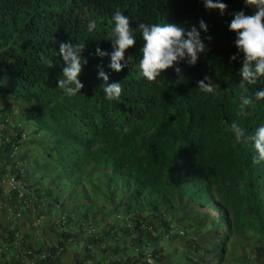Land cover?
Returning a JSON list of instances; mask_svg holds the SVG:
<instances>
[{
	"label": "trees",
	"instance_id": "16d2710c",
	"mask_svg": "<svg viewBox=\"0 0 264 264\" xmlns=\"http://www.w3.org/2000/svg\"><path fill=\"white\" fill-rule=\"evenodd\" d=\"M221 2L223 14L203 0H0V160L18 157L26 181H45L40 188L50 207L68 204L77 219L93 224L81 230L91 264H224L237 240L255 251L253 263L246 254L240 264H264V161L254 162L247 139L264 126V99L241 108L243 53L228 27L234 13L255 9L244 0ZM117 8L133 29L170 22L199 30L202 19L206 51L195 65L187 58L175 65L179 76L170 67L149 82L136 31V45L121 61L127 65L115 72L109 64ZM70 41L85 43L87 60L78 76L84 87L74 96L57 86L64 67L59 44ZM97 47L108 55L97 56ZM205 77L213 93L199 88ZM114 82L123 89L118 101L102 90ZM246 87L254 99L264 78ZM233 122L245 130V142H236ZM81 232H63L60 244L67 236L79 241ZM7 258L3 264H12Z\"/></svg>",
	"mask_w": 264,
	"mask_h": 264
},
{
	"label": "clouds",
	"instance_id": "9594fccd",
	"mask_svg": "<svg viewBox=\"0 0 264 264\" xmlns=\"http://www.w3.org/2000/svg\"><path fill=\"white\" fill-rule=\"evenodd\" d=\"M204 5L208 9H219L223 14L227 9V4L221 0H203ZM244 3L255 9L251 15H246L243 10L233 14V19L228 27L230 31L236 33L234 44L238 51L243 53L242 67L239 70L241 76V108L246 106H254L255 100L264 99V89L258 90L252 96L245 95L248 92L246 85H254L264 78V0H244ZM114 29L112 31V42L114 50L111 53V62L109 67L120 72L126 65L121 64L124 60L125 50L136 45L135 32L138 31L143 40L141 49L142 59L139 61L142 76L149 82H153L161 73L168 68H174L179 76L181 68L175 65L181 60L187 58L189 65H195L198 54L206 51V45L201 40L200 30L207 31V25L204 20L199 21V30L196 26L186 29L177 23H137L133 29L130 18L123 14L117 8L113 15ZM91 33L96 29V21L90 20L87 26ZM211 39V37H207ZM85 50V43L60 42L59 54L62 57L64 67L62 68L63 78H58L57 86L63 90L68 96H74L84 85L78 79L82 71V64L87 63L81 53ZM95 54L99 57L108 55L106 51H102L99 47L95 49ZM236 55H232L230 60H235ZM48 67H52L49 62ZM98 77L107 82L109 77L103 71H98ZM208 77L197 82L199 88L205 93H213L214 86L205 83ZM107 100H119L122 95V86L119 82L105 83L102 85ZM126 130V129H125ZM230 130L234 134L236 142H245V130L233 122ZM253 141V147L257 152L254 158L255 163L264 161V126L256 129L254 135L247 137Z\"/></svg>",
	"mask_w": 264,
	"mask_h": 264
},
{
	"label": "built area",
	"instance_id": "2783aa9c",
	"mask_svg": "<svg viewBox=\"0 0 264 264\" xmlns=\"http://www.w3.org/2000/svg\"><path fill=\"white\" fill-rule=\"evenodd\" d=\"M11 148L12 154H16L17 145L11 144ZM22 163L23 161L15 157L10 159L8 164L2 163L4 167L0 166L3 170L0 174V222L6 221V229L0 228V236L4 241L3 245H6V241L10 239L11 234L15 238L20 237V234L14 228L23 213H28L26 225L34 232L41 231L45 220V213L39 212L44 207L39 199L40 194L34 190L32 191L28 182L24 179L25 172ZM52 206L58 212L54 221V229L57 233L54 240L48 243L46 250L35 253L31 249H26L19 254H15L11 257L12 264H50V260L61 254L63 251V246L60 244L63 241L61 234L64 232L66 216L64 212L60 211L58 202H54ZM254 257L255 251L251 250L247 254L248 262H251ZM149 258L147 257L148 260H150ZM8 259L4 257L0 264Z\"/></svg>",
	"mask_w": 264,
	"mask_h": 264
},
{
	"label": "crops",
	"instance_id": "0c3cea01",
	"mask_svg": "<svg viewBox=\"0 0 264 264\" xmlns=\"http://www.w3.org/2000/svg\"><path fill=\"white\" fill-rule=\"evenodd\" d=\"M36 177V176H35ZM38 180L36 178H31V180L27 181L28 184L30 182L34 184V182ZM41 185L45 183V181L40 182ZM39 183L37 184L35 182V186H30L32 188V191L34 189L35 192H38L41 194L43 200H44V213H45V220L44 224L41 227L40 232H34L32 229L28 228L26 225L28 213H23V216L17 221L14 230L17 231L20 234L19 238H15L12 236L9 240L6 241V245H3L4 241L0 238V260H2L4 257H13L15 254H19L23 252L26 249H31L35 253L46 250L47 245L49 242L54 240V221L57 217V211L53 209V207L48 205L49 198L47 196H43V189L40 188L41 186ZM70 207H68V204L64 206V209L62 212H64L66 216V223L64 228V233L67 234L68 232L71 233V231L78 233L81 232L83 229L84 234L85 231L89 232V230H92L93 228L96 229L93 224H91L89 221H82L81 219L76 218V214L73 215V213H70L69 210ZM30 216V214H29ZM76 218V219H75ZM72 222V223H71ZM75 222V224L73 223ZM88 226V229H86ZM80 237L76 238L79 241H75L72 243L73 240H71L72 237L67 236L66 242L63 247V251L58 256H55L52 260L49 261L50 264H91L89 261V258H87L84 254V246H83V238L82 232L79 233ZM85 258V260H81Z\"/></svg>",
	"mask_w": 264,
	"mask_h": 264
},
{
	"label": "rangeland",
	"instance_id": "374dc122",
	"mask_svg": "<svg viewBox=\"0 0 264 264\" xmlns=\"http://www.w3.org/2000/svg\"><path fill=\"white\" fill-rule=\"evenodd\" d=\"M0 93V99L2 98ZM238 241V240H237ZM233 242L229 244L230 252L227 254L224 264H240L244 261V255L251 252L252 248L248 246L246 240H241L240 242ZM175 242H171L172 246H175ZM243 246V247H242ZM254 260V259H253ZM253 260L250 263H253Z\"/></svg>",
	"mask_w": 264,
	"mask_h": 264
}]
</instances>
